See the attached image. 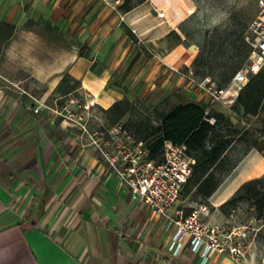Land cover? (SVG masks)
<instances>
[{
    "label": "crops",
    "instance_id": "1",
    "mask_svg": "<svg viewBox=\"0 0 264 264\" xmlns=\"http://www.w3.org/2000/svg\"><path fill=\"white\" fill-rule=\"evenodd\" d=\"M190 10L188 15L190 0H144L119 14L99 0H0V264H199L189 246L176 256L169 251L172 209L166 218L131 200L119 179L84 148L82 136L68 128L76 126L33 113L27 100L19 109L1 91L4 79L43 101L68 75L78 82L77 92L106 110L140 92L111 82L125 70L130 78L138 76L145 63L138 44L171 48L142 77L152 89L164 67L174 69V60L195 56L194 42L168 41L176 32L183 42L178 26ZM200 97L205 105L210 100ZM262 174L264 157L253 149L210 205L220 206ZM208 264L235 263L213 254Z\"/></svg>",
    "mask_w": 264,
    "mask_h": 264
},
{
    "label": "rangeland",
    "instance_id": "2",
    "mask_svg": "<svg viewBox=\"0 0 264 264\" xmlns=\"http://www.w3.org/2000/svg\"><path fill=\"white\" fill-rule=\"evenodd\" d=\"M99 1L105 6L113 8L114 12L119 14L123 12L120 7L124 2L125 8H128L144 0ZM258 1L259 0H190L193 5V11L191 14L189 13L190 15H188V12H191V10L186 11L185 15H187V18L178 26L179 33L184 37L183 42L176 32L169 34L168 41L176 45H185L187 40L194 42L197 46L196 54L192 59L184 63L174 60L172 63L174 64L176 62V65L173 66L174 69L170 66L164 67V69H166L165 72L159 74L153 81V83L156 84L154 89L147 87L146 83L142 82V77L149 71L151 67L150 62H154L159 55H166L170 52L171 48L168 45L156 50V48L152 46L138 44L136 53H140V55L145 58V63L137 71V74L139 73L138 76L130 78L129 72L125 70L118 76L119 78L114 76L111 81L117 85L123 84L122 86L127 91L140 90L138 95L127 98L131 102L132 107L129 109L126 117L120 122L124 125L129 117H133L136 120L150 118L151 124L156 125L155 112L165 113L169 111L171 107L180 103H196L202 106L207 113H223L231 121L233 128L238 131V135L232 139L231 147L226 155L228 165H232L237 160H240L236 165L237 167L249 151L253 150L249 143L250 138L257 140L260 147L264 149V136L261 135V127L264 125V111H260L256 115H247L242 111H234L232 107L235 99L230 103H215L212 101L207 91L208 89L218 90L220 83L219 74L221 70L218 66H222L223 63L230 61V54H223V50H218L219 45L225 42L224 46H226L229 40L237 36L244 37V40L245 37L248 36L249 40H251L249 27L251 23L257 20V17L262 14ZM131 39L132 42L135 43L132 37ZM245 42L249 45L246 40ZM208 51H211V57L216 56L209 65L212 69L209 66L206 67ZM197 57H199V59L196 61ZM235 60L236 59H233V61ZM245 63L246 61L238 64L239 69H241ZM178 78L182 80L177 84ZM2 83L1 91L4 100L15 101L19 109H21V105L23 106L22 102L24 103L27 100L29 101V108L33 113H35V111H37L35 114L43 112L47 119L54 122L62 120V117L56 113L62 110H64V113L67 110L71 114L77 116L81 115L82 122L86 125L89 134L81 132L79 125L70 121H67V123L76 127L68 128H71L73 133H79L82 136L80 141L84 148H88L97 157L98 161L103 166L107 167L103 157L95 150L92 138L89 136L94 131H102L111 126L106 114L102 112V108L92 105L89 110H85L83 108L77 109L76 107L69 106L68 100L79 96V92L77 91L63 97L54 94L42 101L36 96L24 91L17 84L10 83L4 79H2ZM187 84H189L188 87H191V89H188L186 86ZM228 84H225L223 89L227 88ZM186 88L189 92H187ZM204 94L210 98L206 105L202 104L203 98L200 97ZM65 107L67 108L66 110ZM129 129L132 131V128ZM130 133L133 134V131ZM4 158L7 163H9L11 162L12 156L7 155L4 156ZM236 167L228 175L223 176L219 187L224 184ZM6 173L17 174L10 169L6 170ZM3 174L5 173L3 172ZM22 180L27 181L28 179L26 176H22ZM209 198L204 199L202 196L198 195L195 190L189 194L182 192L177 204L171 210L172 217L175 220L181 219L184 217L187 209H191L192 211L204 205L208 214L206 219L222 224L225 228H241L244 235L247 258L250 264H264V239L259 237V232L264 229V219L257 220L253 207L247 202H242L235 207L223 208L221 207L222 203L220 206L214 208L210 205ZM3 210L4 208H1L0 212Z\"/></svg>",
    "mask_w": 264,
    "mask_h": 264
},
{
    "label": "built area",
    "instance_id": "3",
    "mask_svg": "<svg viewBox=\"0 0 264 264\" xmlns=\"http://www.w3.org/2000/svg\"><path fill=\"white\" fill-rule=\"evenodd\" d=\"M258 5L262 14L249 27L251 40L245 37L251 47L245 65L233 75L227 88L207 90L215 103L233 102L249 77L264 69V0H259ZM158 16L163 17L164 13H158ZM68 104L85 110L93 105L85 92L70 98ZM63 111L56 112L63 121L76 123L81 132L89 134L81 115ZM89 136L95 150L103 157L108 171L119 179L120 186L126 190L130 199L168 218V212L177 204L192 174L194 158L186 147L165 142L161 157L150 159L145 142L135 138L121 122L102 131H94ZM207 216V209L202 205L184 218H168V223L175 227L169 246L172 256H176L183 246H189L198 255L199 264H208L213 254L228 257L235 264H250L241 228H225L222 224L206 219Z\"/></svg>",
    "mask_w": 264,
    "mask_h": 264
},
{
    "label": "trees",
    "instance_id": "4",
    "mask_svg": "<svg viewBox=\"0 0 264 264\" xmlns=\"http://www.w3.org/2000/svg\"><path fill=\"white\" fill-rule=\"evenodd\" d=\"M134 6L125 8L124 2L120 8L125 13ZM224 43L219 45L218 50H223V54L229 53L230 61L218 66L221 69L218 90L223 89V86L230 82L239 70L238 64L246 61L250 51L249 45L242 36L229 40L226 46ZM210 53L211 51H208L206 67L216 57H211ZM198 59L199 57L196 61ZM233 59L236 60L233 61ZM209 67L212 69L211 66ZM77 84V81L66 75L54 94L63 97L75 93ZM131 107V102L124 97L110 108L101 110L106 114L110 125H114L126 117ZM232 108L234 111H242L247 115H256L264 111V69L249 78L238 92ZM155 118L157 122L153 125L150 118L136 120L129 117L124 127L129 132L133 131L135 138L145 142L150 159L157 160L161 157L165 142L184 145L187 152L193 156L194 165L192 174L181 193L189 194L195 190L204 199L209 198L220 186L223 176L228 175L240 161L237 160L234 164L228 165L226 156L232 139L238 135V131L233 128L231 121L223 113H207L202 106L195 103H180L165 113L155 112ZM129 128H132V131ZM261 135L264 136V125L261 127ZM249 143L252 149L264 157V149L260 147L257 140L250 138ZM242 202H247L253 207L257 220L264 219V174L242 183L221 207H235ZM190 212L191 209H187L184 217ZM259 237L264 239V229L259 232Z\"/></svg>",
    "mask_w": 264,
    "mask_h": 264
},
{
    "label": "bare ground",
    "instance_id": "5",
    "mask_svg": "<svg viewBox=\"0 0 264 264\" xmlns=\"http://www.w3.org/2000/svg\"><path fill=\"white\" fill-rule=\"evenodd\" d=\"M261 170V169H260ZM255 173V172H254Z\"/></svg>",
    "mask_w": 264,
    "mask_h": 264
}]
</instances>
